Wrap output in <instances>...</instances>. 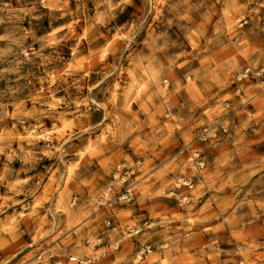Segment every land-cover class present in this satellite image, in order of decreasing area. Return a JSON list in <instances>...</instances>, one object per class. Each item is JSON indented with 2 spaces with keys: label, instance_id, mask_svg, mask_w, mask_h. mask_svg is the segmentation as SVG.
<instances>
[{
  "label": "clouds",
  "instance_id": "1",
  "mask_svg": "<svg viewBox=\"0 0 264 264\" xmlns=\"http://www.w3.org/2000/svg\"><path fill=\"white\" fill-rule=\"evenodd\" d=\"M0 264H264V0H0Z\"/></svg>",
  "mask_w": 264,
  "mask_h": 264
}]
</instances>
